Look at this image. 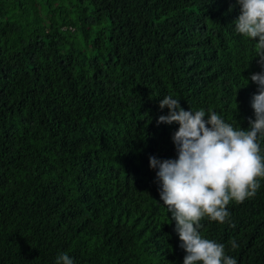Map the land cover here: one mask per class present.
<instances>
[{
    "label": "trees",
    "instance_id": "obj_1",
    "mask_svg": "<svg viewBox=\"0 0 264 264\" xmlns=\"http://www.w3.org/2000/svg\"><path fill=\"white\" fill-rule=\"evenodd\" d=\"M239 15L237 0H0V264H183L150 166L178 158L159 105L249 127L264 67ZM260 185L228 222L201 221L237 264H264Z\"/></svg>",
    "mask_w": 264,
    "mask_h": 264
},
{
    "label": "clouds",
    "instance_id": "obj_2",
    "mask_svg": "<svg viewBox=\"0 0 264 264\" xmlns=\"http://www.w3.org/2000/svg\"><path fill=\"white\" fill-rule=\"evenodd\" d=\"M240 15L234 21L237 33L256 41V57L264 67V0H237ZM231 11V9H230ZM258 88L252 99L255 119L249 127L236 129L215 111L185 110L171 95L160 101L169 109L157 124L177 123L172 140L177 159L151 156L150 166L157 169L160 199L167 206L175 231L185 250L183 264H237L226 254L225 245L201 234V221L226 223L231 213L228 205L254 198L264 179V71L250 76ZM233 249L239 247L233 239ZM56 264H74L67 253L57 257Z\"/></svg>",
    "mask_w": 264,
    "mask_h": 264
},
{
    "label": "rangeland",
    "instance_id": "obj_3",
    "mask_svg": "<svg viewBox=\"0 0 264 264\" xmlns=\"http://www.w3.org/2000/svg\"><path fill=\"white\" fill-rule=\"evenodd\" d=\"M72 30H73V31L75 30V29H74V27H73V29H72Z\"/></svg>",
    "mask_w": 264,
    "mask_h": 264
}]
</instances>
